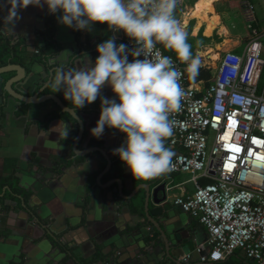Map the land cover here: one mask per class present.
Here are the masks:
<instances>
[{
	"label": "crops",
	"instance_id": "obj_1",
	"mask_svg": "<svg viewBox=\"0 0 264 264\" xmlns=\"http://www.w3.org/2000/svg\"><path fill=\"white\" fill-rule=\"evenodd\" d=\"M245 1L251 2L257 9L258 4L255 0ZM198 2L199 0H187L185 6L175 10V16L187 31L188 37L196 43L197 38L201 36L209 42L218 38L219 44L215 46L221 52L215 51L212 46L206 48L207 53L210 49L214 50L218 58L227 50L235 49L237 52L242 50L245 42L243 43L244 38L240 37L238 28L233 31L224 22V18L227 14H231L238 2L236 0H215L213 2L214 11L208 13V18L218 17V25L210 34H208L207 21L203 17L201 19L190 14ZM10 9L9 0H0V28L2 35L12 45H19V50L9 64L26 67L31 73L24 82L15 85V90L27 92L30 96L44 89L41 96L54 94L61 97L69 107H74L64 98L62 90L54 92L51 84L55 69L68 66L76 68L74 66L76 62L80 67L82 62L87 61V58L94 65L99 56L97 45L110 38L115 40L117 46L126 45L125 34L122 31L114 32L109 29L107 23L96 22L92 24L90 31L76 30L60 23L59 17L63 15L62 11L51 14L46 4L43 8L29 5L25 9H19L16 18L12 21L11 18L7 19ZM236 11L234 10V13L238 16L241 14L243 16L242 7ZM49 18L53 19L55 51L50 53L47 63L34 65L31 63V58L42 45V35L48 29ZM257 21L258 26L264 29V17H257ZM200 44L201 42H198L196 45L195 55L199 54L197 46ZM208 44L202 45L207 46ZM16 74V72L6 74L0 80L1 83L4 84ZM4 96L8 98L7 93ZM4 96L0 98L2 117L0 180L3 181L5 177L13 175L15 171L19 178L18 183L22 186L19 189L25 196L24 199H20L6 193L4 197L8 208L0 211V264H13L14 261L21 262V264H74L67 261L60 251H54L47 233L49 228L66 237L71 246L82 248L83 252H78V256L83 264H105L107 262V264H112L110 259L119 251L123 254V264H152V262H159L161 260L159 257L167 250L175 254L181 262H183L181 259L183 255L194 252L192 258L195 259L183 263L202 264L195 250L205 244L208 233L206 228L190 214L172 202L165 201L161 205H156L152 201L149 206V216L167 233V240H164L157 231L152 235L143 231L144 229L149 231L153 227L152 221L146 217L144 205L140 209V218L123 208L122 200L116 193V180L110 183L113 178L127 182L128 185L133 179L134 187L151 183V180H136L128 167L118 170L116 176L114 174L105 175L102 183L107 187L105 190H98V198L91 204L90 194L93 192V186L87 183V177L95 180L105 168L106 161L99 152L85 157L78 156V154L83 155L87 152V148L92 147H100L109 154H113L114 149L124 144L125 133L119 132L121 138L118 140L116 135H110L111 129L107 127L99 140L91 134L90 130H87L82 141L77 147L75 146V152L77 149L78 153L76 154L73 146L79 127L69 115L61 113L56 120L52 119L53 121L48 123L45 122V116L47 112L51 110L53 112L55 107L52 108V105L34 106L24 110L10 97L5 101ZM101 96L116 99L117 103L120 102L108 84L101 89L100 96L96 100L100 104ZM87 105L86 102V106L80 109L81 113H86ZM85 118L89 121L90 129H93L97 126L100 116L96 115L94 119H90L89 116ZM69 122H72L73 126H69ZM106 133L110 137L108 142L104 141ZM166 146L170 148L167 141ZM97 157H101L100 163L96 160ZM60 161L69 163L62 169L56 168V163ZM166 174L169 176L167 183H172L171 186L187 182L190 177L179 173ZM203 181L205 179H201L202 184ZM182 189L191 192L193 186L186 184ZM3 190L4 187H0L1 193ZM139 191L141 196L145 192L143 189ZM182 192L183 190L176 188L171 194L175 196ZM124 193L131 194L130 191H124ZM106 195H109V198ZM38 212L42 216L41 220L37 215ZM43 217L46 220H43ZM39 221L47 227H40ZM124 237L127 238L126 241ZM50 241L57 245L51 238ZM178 246H180L178 250H172ZM117 255L121 254L117 253ZM208 264L258 263L237 251L224 261Z\"/></svg>",
	"mask_w": 264,
	"mask_h": 264
},
{
	"label": "built area",
	"instance_id": "obj_2",
	"mask_svg": "<svg viewBox=\"0 0 264 264\" xmlns=\"http://www.w3.org/2000/svg\"><path fill=\"white\" fill-rule=\"evenodd\" d=\"M186 1L179 0L176 9ZM242 12L251 33L242 50H227L217 60L200 57L201 67L212 74L207 87L191 83L187 64L156 46L173 60L185 93L166 141L174 153L168 174L190 177L177 186L167 183V201L206 228L208 238L195 250L203 264L224 261L237 251L264 264V29L251 2L242 1ZM125 36L130 52L137 45ZM186 184H192L191 192L182 189ZM176 188L182 194L172 195ZM193 253L182 261L188 263Z\"/></svg>",
	"mask_w": 264,
	"mask_h": 264
},
{
	"label": "clouds",
	"instance_id": "obj_3",
	"mask_svg": "<svg viewBox=\"0 0 264 264\" xmlns=\"http://www.w3.org/2000/svg\"><path fill=\"white\" fill-rule=\"evenodd\" d=\"M10 14L29 5L51 14L62 11L59 22L76 30H91L92 24L107 23L114 32H123L135 41L130 52L110 38L97 45L99 56L93 65L87 58L82 66L56 68L51 86L63 91L64 98L82 109L110 85L119 98L101 99V115L91 134L99 139L108 128L126 134L124 144L113 150L130 169L136 180L148 181L172 170L174 153L166 146L176 121L172 114L181 110L185 93L181 73L171 57L164 56L157 44L176 53L186 71L195 78L201 67L193 56L188 33L175 16L179 0H9ZM128 55L133 57L129 62ZM143 56V59L138 57Z\"/></svg>",
	"mask_w": 264,
	"mask_h": 264
},
{
	"label": "water",
	"instance_id": "obj_4",
	"mask_svg": "<svg viewBox=\"0 0 264 264\" xmlns=\"http://www.w3.org/2000/svg\"><path fill=\"white\" fill-rule=\"evenodd\" d=\"M78 65H79L78 62L74 64L75 67H78ZM11 72H16L17 74L14 77L9 78L4 84L1 83L0 81V98L7 93L8 98L9 97L12 98L15 102L21 105V107H23L24 110L25 108L31 109L34 106L36 107L40 105H48V106L52 105V108L55 107L53 109V112L51 110L50 112H47L45 116V122H48V123L52 122L53 120H56L57 116L60 115L61 113L68 114L72 118V120H74L75 125L79 127V131H78V134L74 141V146H73V149L75 152V146L77 147L78 144L82 141L85 135V132L87 130L91 131L90 126H89V121L85 117L89 116L90 119H94L96 115L100 116L101 115V104L98 103L97 101H94L93 103L87 105L88 110L86 111V113H81L80 109H74V107H69L68 105L64 103L63 99L57 95L46 94V95L41 96L40 94L44 91V89L41 90L40 92L38 91L34 93L32 96L27 95V92L17 90V89L15 90V85L24 82L31 75V73L28 71L26 67L16 65V64H8L6 66L0 67V80L2 79L4 75L11 73ZM4 98H5V101L8 99L6 96H4ZM1 122H2V117L0 115V132L2 128ZM68 125L73 126V123L69 122ZM105 129H107V126H105ZM109 129H111L110 135H116L118 140H120L121 138V135L119 134L120 131L114 128H109ZM104 135H105L104 141L108 142L110 138L109 134L106 133ZM91 138L89 139V142L91 141ZM86 150L87 152L83 155H79L77 153V149L75 153L78 154V156L85 157L86 155L99 152L102 158L106 161L105 168L99 173V175L97 176V178H95V180L93 178L87 177V183L88 184L91 183L93 186V192L90 194V199H91V204H92V202H95V200L98 198L97 197L98 190H103V189L105 190V188L107 187V186L105 187L104 184L102 183V178L105 175L114 174L116 176L118 170L125 169L127 166L124 162L121 161L119 155H114L112 153L109 154L108 152L101 149L100 147L87 148ZM96 160L98 161V163H100L102 159L101 157H97ZM67 163L69 162H64V161L57 162L56 168L62 169L65 165H67ZM34 164H37V163H34ZM13 172L14 174L13 175L11 174V176H9L8 178H11L14 185H16L18 188L21 189L22 186H20V184L18 183L19 178L17 176V173L15 171ZM168 179H169V176L167 174H164L160 177L151 179V183L142 184L138 187H134L133 179H131L129 185L127 182H124L118 178H113L112 181L110 182L112 184L114 183L113 181L116 180V184H117L116 193L119 195L120 200H122L123 208H126L129 211V213H135L137 215V218H140V211L136 208V201L137 199H139V197H141L139 190L143 189L145 191L144 194L142 195L144 198V211H145L146 217L152 221L153 227L149 231L146 229H144L143 231L148 232L151 235L157 231L160 233V236L164 238V240H167V233H165L161 229L159 224L149 216V206L152 203V201L156 205H161L165 201H167L166 186H167ZM1 183L2 181L0 180V185ZM108 186H110V184ZM11 189H12V186L10 185L5 186L2 193L0 192V199L5 197L6 192H12ZM124 191H130L131 194L126 195ZM101 194L102 193H100V196ZM16 196H18V198L20 199H24L23 195H16ZM106 196L109 198V195H106ZM113 199L115 200L114 197ZM2 210H3V207L1 205L0 211ZM37 215L39 216V220H41L42 219L41 214L38 212ZM35 219H36V216H35ZM43 220H46V218L43 217ZM39 226L42 228L47 227L46 225H42L41 221H39ZM47 233L49 237L57 244V245L53 244L49 238V242L51 246L53 247L54 251L55 250L60 251L64 255V258L67 259V261L69 260V262H72L74 264H83V262L80 261V258L78 256V252H83L81 247L71 246L70 242L67 241L66 237H63L62 235H60L57 231H55L52 228H49V230H47ZM126 236L129 237L128 235ZM124 240L126 241L127 238L124 237ZM155 248H156L155 250H157V247ZM179 248L180 246L175 247V249L172 248V250H178ZM117 253L121 255H117ZM122 256L123 254L120 251L116 252L115 256L110 259V262L112 264H116V262L118 264H123ZM165 256H167L166 261H165ZM159 259H161L159 262H152V264H184L183 262L179 261L177 256L175 254H172L171 251L169 250H167V252L164 255L160 256ZM193 259L195 258H192L191 261H193ZM13 264H21V262L14 261Z\"/></svg>",
	"mask_w": 264,
	"mask_h": 264
},
{
	"label": "trees",
	"instance_id": "obj_5",
	"mask_svg": "<svg viewBox=\"0 0 264 264\" xmlns=\"http://www.w3.org/2000/svg\"><path fill=\"white\" fill-rule=\"evenodd\" d=\"M42 37H43V39H42L43 41H42L41 47L36 50V52L33 54L32 58H31V63L34 65L47 63L50 53H52V51H55L54 50L55 49V43L53 40V19L52 18H49L48 29L42 35ZM197 40H198V42H201L202 44H204V43L207 44L209 42V40L203 36H201L199 39L197 38ZM188 42H193V41L188 37ZM158 45L165 51L166 54L173 56L174 58L178 59V57L174 51L165 49L160 44H158ZM18 50H19V45H12L9 42V40L2 35L1 28H0V67L8 65L9 61L12 59V57H14V55H16L15 53ZM191 51H192V54L194 56L196 50H195V48H193L192 45H191ZM186 75L189 77V81L191 83L196 84V83L203 82L206 85V87L209 85V81L212 77L210 70L203 68V67L199 68V73L195 78L190 76V74L188 72H186ZM63 115H68V114H63ZM206 181L207 180L203 181V184H205ZM8 185L12 186V189H11L12 192H6V193H10L11 196H14L17 198H18V196H16V195L25 196L24 193L21 192V190L16 185H14L11 178L4 179L2 181L0 187H5ZM4 200H5V198L0 199V201H2L1 205L3 208L7 209L8 206H6ZM143 205H144V199L141 196L136 201V208L139 211H141L140 209L143 207ZM114 261H115V259H114ZM116 264H118V263L116 262Z\"/></svg>",
	"mask_w": 264,
	"mask_h": 264
},
{
	"label": "rangeland",
	"instance_id": "obj_6",
	"mask_svg": "<svg viewBox=\"0 0 264 264\" xmlns=\"http://www.w3.org/2000/svg\"><path fill=\"white\" fill-rule=\"evenodd\" d=\"M236 1L238 2V4L236 6L238 8L242 7V0H236ZM255 3L258 4V6H259V7L257 6V9H255L256 17L263 18L264 17V15H263V13H264V0H255ZM237 7L234 9L235 11L238 9ZM234 10L231 12V14H227V16L224 18V22L233 31H235L238 28V32L240 34V37L244 38V41H243V43H244L248 40L247 37H249L251 35L250 30L248 29V23L245 19L244 14L242 16V14L240 13L241 15L238 16L236 13H234ZM188 43L191 44L193 46V48H195V49H196V45H198V42L197 43L196 42H188ZM208 43H207L208 44L207 46H203L202 43L199 46H197L198 47L197 49L199 50V54L194 55V56H199V58L201 57V59H203L204 57H207L205 53L208 50H206V48H209L211 46H212V49H215V51L221 52V50L216 49V46H215L217 43L219 44L218 38H216L215 40L208 42ZM204 44L206 45V43H204Z\"/></svg>",
	"mask_w": 264,
	"mask_h": 264
},
{
	"label": "bare ground",
	"instance_id": "obj_7",
	"mask_svg": "<svg viewBox=\"0 0 264 264\" xmlns=\"http://www.w3.org/2000/svg\"><path fill=\"white\" fill-rule=\"evenodd\" d=\"M214 1L215 0H199L196 7L193 10H191L192 12L190 13V14H192L191 16L198 17L201 19L203 17L207 21L208 34H210L211 31L214 28H216V26L218 25V17L214 16V18H212V19L208 18V13L214 11V9H213V2ZM191 18H193V17H191ZM208 55H210V57L213 58L214 60L218 59V55L214 54V50H212V49H210V51L208 53H206V56H208Z\"/></svg>",
	"mask_w": 264,
	"mask_h": 264
},
{
	"label": "snow or ice",
	"instance_id": "obj_8",
	"mask_svg": "<svg viewBox=\"0 0 264 264\" xmlns=\"http://www.w3.org/2000/svg\"><path fill=\"white\" fill-rule=\"evenodd\" d=\"M237 151H239V149H236Z\"/></svg>",
	"mask_w": 264,
	"mask_h": 264
}]
</instances>
